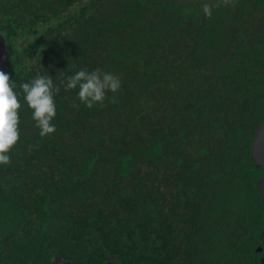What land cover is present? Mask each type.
<instances>
[{"label":"trees","instance_id":"trees-1","mask_svg":"<svg viewBox=\"0 0 264 264\" xmlns=\"http://www.w3.org/2000/svg\"><path fill=\"white\" fill-rule=\"evenodd\" d=\"M202 2L0 0L22 104L0 264H261L264 0ZM97 68L121 88L89 109L66 77ZM37 73L60 89L46 137L21 88Z\"/></svg>","mask_w":264,"mask_h":264},{"label":"clouds","instance_id":"clouds-1","mask_svg":"<svg viewBox=\"0 0 264 264\" xmlns=\"http://www.w3.org/2000/svg\"><path fill=\"white\" fill-rule=\"evenodd\" d=\"M220 2L221 0H217L215 5L202 2L203 14L210 18L213 6L219 7ZM222 3L224 6H229L233 4V0H222ZM66 81L65 91L78 87V98L89 109L96 104H102L108 92L116 93L121 88V80L118 75L102 71L99 68L91 72L80 69L74 75H68ZM21 88L24 101L32 110L35 126L40 130L39 135L46 137L54 134L56 126L52 121L57 114L54 97L59 93V87L54 85L51 76L37 73L35 78L23 83ZM21 108L22 104L18 94L14 91L10 74L0 71V165L11 163L9 154L20 140L19 110Z\"/></svg>","mask_w":264,"mask_h":264},{"label":"water","instance_id":"water-1","mask_svg":"<svg viewBox=\"0 0 264 264\" xmlns=\"http://www.w3.org/2000/svg\"><path fill=\"white\" fill-rule=\"evenodd\" d=\"M7 44L5 37L0 33V71H4L8 74L7 69L4 65V61L7 57ZM251 157L256 167L263 169L261 177L256 182V188L259 196L263 201V220H264V117L260 121L255 135L251 143ZM261 244L256 248L257 251L264 253V223L260 234ZM261 264H264V255L260 257ZM50 264H74L70 260L65 258H55ZM102 264H117L115 261H107Z\"/></svg>","mask_w":264,"mask_h":264}]
</instances>
